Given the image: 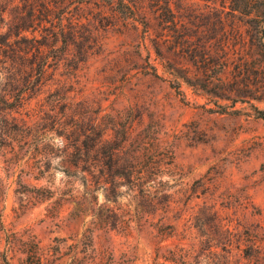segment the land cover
Returning <instances> with one entry per match:
<instances>
[{"label": "rangeland", "instance_id": "rangeland-1", "mask_svg": "<svg viewBox=\"0 0 264 264\" xmlns=\"http://www.w3.org/2000/svg\"><path fill=\"white\" fill-rule=\"evenodd\" d=\"M109 1L71 0L63 26L96 42L76 68L52 60L39 98L131 126L115 189L89 191L59 156L52 182L0 156V221L47 264H264V0H133L130 21ZM132 172L151 186L130 190Z\"/></svg>", "mask_w": 264, "mask_h": 264}, {"label": "trees", "instance_id": "trees-1", "mask_svg": "<svg viewBox=\"0 0 264 264\" xmlns=\"http://www.w3.org/2000/svg\"><path fill=\"white\" fill-rule=\"evenodd\" d=\"M70 3L71 0H0V156L8 170L20 167L21 173L38 180L48 177L51 168L59 165L78 177L89 191L102 187L112 192L114 179L107 172L119 161L131 126L124 124L115 136L98 117L102 108L82 110L79 104L83 101L60 107L55 100L46 107L39 98L48 84L52 63L73 61L68 64L76 68L87 60L96 42L89 29L63 26ZM107 4L117 11L124 10L126 20H139L133 0H110ZM58 82L56 95L64 84L61 79ZM35 98L39 106L33 104ZM56 156L60 161L53 165ZM135 160L134 154L127 157L130 165ZM149 179L148 174L132 172L127 184L132 191L142 190L151 186ZM48 180L52 182L50 176ZM0 230L6 232L7 244L0 252V264H47L34 235L7 231L2 220Z\"/></svg>", "mask_w": 264, "mask_h": 264}]
</instances>
